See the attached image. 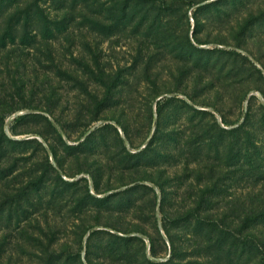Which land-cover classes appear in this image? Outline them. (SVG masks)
Returning <instances> with one entry per match:
<instances>
[{
	"label": "rangeland",
	"instance_id": "obj_1",
	"mask_svg": "<svg viewBox=\"0 0 264 264\" xmlns=\"http://www.w3.org/2000/svg\"><path fill=\"white\" fill-rule=\"evenodd\" d=\"M0 264H264V0H0Z\"/></svg>",
	"mask_w": 264,
	"mask_h": 264
},
{
	"label": "trees",
	"instance_id": "obj_2",
	"mask_svg": "<svg viewBox=\"0 0 264 264\" xmlns=\"http://www.w3.org/2000/svg\"><path fill=\"white\" fill-rule=\"evenodd\" d=\"M248 115H246V119H247ZM243 125H240V127H242Z\"/></svg>",
	"mask_w": 264,
	"mask_h": 264
},
{
	"label": "water",
	"instance_id": "obj_3",
	"mask_svg": "<svg viewBox=\"0 0 264 264\" xmlns=\"http://www.w3.org/2000/svg\"><path fill=\"white\" fill-rule=\"evenodd\" d=\"M54 122V121H53Z\"/></svg>",
	"mask_w": 264,
	"mask_h": 264
}]
</instances>
